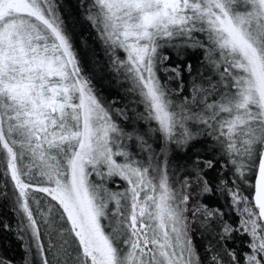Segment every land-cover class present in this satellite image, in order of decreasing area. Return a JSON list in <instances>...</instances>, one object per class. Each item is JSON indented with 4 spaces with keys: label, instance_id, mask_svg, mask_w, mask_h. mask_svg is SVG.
Returning <instances> with one entry per match:
<instances>
[{
    "label": "snow or ice",
    "instance_id": "1",
    "mask_svg": "<svg viewBox=\"0 0 264 264\" xmlns=\"http://www.w3.org/2000/svg\"><path fill=\"white\" fill-rule=\"evenodd\" d=\"M0 264H264V0H0Z\"/></svg>",
    "mask_w": 264,
    "mask_h": 264
},
{
    "label": "trees",
    "instance_id": "2",
    "mask_svg": "<svg viewBox=\"0 0 264 264\" xmlns=\"http://www.w3.org/2000/svg\"><path fill=\"white\" fill-rule=\"evenodd\" d=\"M85 27H87V26L85 25Z\"/></svg>",
    "mask_w": 264,
    "mask_h": 264
}]
</instances>
